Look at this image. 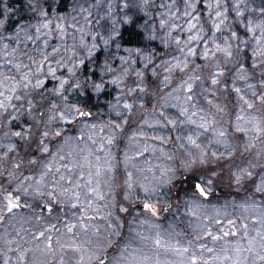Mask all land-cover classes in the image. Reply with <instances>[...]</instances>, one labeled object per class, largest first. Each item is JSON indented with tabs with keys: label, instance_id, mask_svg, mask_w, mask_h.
Segmentation results:
<instances>
[{
	"label": "snow or ice",
	"instance_id": "6c2138e0",
	"mask_svg": "<svg viewBox=\"0 0 264 264\" xmlns=\"http://www.w3.org/2000/svg\"><path fill=\"white\" fill-rule=\"evenodd\" d=\"M198 2L199 0L161 2L159 8L164 11L155 13L158 21L153 23L149 39L155 40L162 33L159 39L165 51L158 53L155 49L146 52L139 47L125 48L127 55L118 57L119 67H113L112 61L117 57L108 51L112 44H115L117 50L120 49V44L117 43L116 25L118 21L111 16V10L107 14L111 25L106 27L101 20L93 23L90 19L92 16L90 9L93 5L85 7L84 4L77 2L73 6V11L76 12L77 8L79 9L77 15L82 16L83 23H80L76 16L56 17L57 40L64 42L50 44L49 40L53 33L52 20L48 18V13L41 0H30L28 5L30 11L40 17L37 23L17 24L15 29L7 35L4 32L8 31L6 25L13 9L9 7L3 9V18L0 19V129L8 128L9 121L15 122L23 116H27L32 123L27 128L21 127L20 131H13L9 128L8 132L4 133V139L9 142L0 144V168L3 169L0 171V177H3L5 172L7 173V180L0 181V195L3 197L0 201V221L12 216L16 209L31 207L29 204H21L22 197L17 194L21 191L25 196L40 198L46 196L48 201L44 207L49 213L53 211V203H62V198L74 199L73 208L81 203L79 191H72L62 186L61 182L65 180V175L61 172V168L70 174L74 168L79 167L81 171L77 181H80L84 179L85 164L69 160L68 164H60L53 172V162L57 160V157L63 161L73 155L70 152L66 157L59 153L64 145L72 141H83L85 129L90 132L87 140L91 142V146L86 149L87 156H84L89 167L88 178L83 185L77 182L75 188L87 189L85 196L87 204L89 206L93 204L92 200L87 199L88 195L105 200L110 194L112 207L118 208L120 213H127L128 208L118 202L120 192H123L124 200L135 197L141 201L146 212H151L153 216L157 215V205L161 203L162 195H167L162 192V189L174 186L173 181L176 179L177 168L157 166L159 175H156V169L150 166L147 172L152 174L151 178L143 175L139 181L135 180L134 174L126 168V178L121 185L117 181L113 166L107 160H102L101 156L95 155L94 173L91 171L93 165L89 160L95 152H106L109 156L111 155L106 145H112L115 142L117 132L123 131L124 125L128 123L133 113L135 104L127 97L137 91L141 94L146 93L148 86L144 77L149 68H151L152 77L158 80L159 87L153 93L156 99L150 110L143 102L139 104V110L143 113L139 123L164 129L172 126L171 130L177 132L176 141L180 142L179 147L183 149L179 168L187 173L185 180L191 178V193L189 194L187 189L184 191L186 195L191 196L196 208L202 206L197 201L208 196L216 182L222 179L225 169H227L230 181L235 185L242 186L245 181H252L254 193L264 194V7L257 10L261 16L259 20L249 18L245 23L241 19L244 14L240 7L241 0H233L231 5H228L226 0H204V6L207 9V21H205L200 15ZM149 6L155 7L152 0H140L142 10ZM128 7L129 4L125 2L124 8ZM229 11L235 12L236 19L243 25L246 33L252 35L243 38L231 24L227 23ZM145 15L149 13L146 11ZM128 19L129 17L125 16L124 22L127 23ZM207 22H210V28L206 27ZM68 28L73 31L69 32ZM31 29H34V32ZM257 31L259 35L255 34ZM67 37L71 38V44L66 42ZM101 44L107 55L103 63L98 65L99 80L90 77L82 80L78 75L81 66L86 61L95 65V54ZM249 53L250 65L248 64ZM197 58L204 63H196ZM157 59L159 63H156ZM138 62L143 63V69L134 68ZM61 69L65 72L57 75ZM256 73H259V88L255 83L250 82L257 80ZM131 74L138 78V82L134 86H127L125 81ZM229 74L232 82L231 91H228L226 82ZM105 77L109 79L105 81ZM48 78L56 81L51 89H48L45 84ZM205 79L210 82L211 87L202 88V92L205 93L206 103L215 109L213 113H205L204 108L198 107L196 102V85L198 82L203 85ZM177 80L178 83H176ZM237 82H240L242 86H238ZM107 84L114 85L118 89L114 101L108 102V108L120 119H109L106 123L99 124L90 123L89 121L95 120L93 112L91 109L82 107L79 102H70L71 94L80 93L82 95L89 88L99 94ZM173 84L175 86H172ZM169 87H171L170 91H164ZM45 93L57 98L48 103L47 107L44 104L48 100ZM218 93L225 101H230L234 94L236 100L234 121L229 120L228 123L236 133L243 134L245 138L243 143L230 139V133L228 128L224 127V122L216 119V114H226L227 108L226 103L216 100ZM37 97L40 98V102H37ZM168 108L177 109L178 115L169 114L166 111ZM125 112H128L129 116H125ZM254 112L259 114L254 115ZM78 124L82 125L79 129V136L65 135V126L70 130ZM185 125L194 126L188 130L187 135L183 134L185 129L180 127ZM105 130L108 132L106 136L104 135ZM208 133L211 135H206ZM141 136H145L143 131H133L127 136L128 147L134 155L129 156L127 151L125 152L126 165L129 161L142 158L150 147L155 151V147L146 142L141 148V142L138 139ZM11 137L34 142L37 152L41 154L26 162L29 165V171H32L33 167L38 164L42 165L40 178L35 181V184L28 183V186H25L27 182L33 181V175H24L23 179L16 176L25 161L10 155L17 147L11 142ZM50 137L60 141V147L55 152L50 150L49 143L46 142ZM61 137H63L62 141ZM151 139L160 141L161 144L168 142V137L164 135H155ZM213 145L216 147L209 155V149ZM257 145H259L258 148ZM221 148L223 151L220 150ZM253 149H256L253 153L254 158L248 159L244 164L234 163L237 152L243 155V153L252 152ZM80 151L83 153L85 149ZM160 152L161 155L166 156L167 160H173V156L167 155L163 147L160 148ZM47 155H50L51 159L45 162ZM209 164H214L215 167H209ZM105 166L113 172L107 182L108 194H103L100 190V177ZM257 169L260 170L258 182L254 181ZM140 171L143 173L145 170ZM49 175L53 176V182L46 187L45 178ZM56 175H59V180L55 179ZM93 177H95L96 187L91 186ZM67 182L69 185L72 184L71 176ZM5 183L7 187L3 186ZM49 187L51 190H48ZM240 206L246 210L249 207L259 208L258 219L264 224V207L255 205L254 202L251 205L245 202ZM164 210L167 211L168 207ZM108 215L111 216L112 213L109 212ZM217 215H220L219 210ZM41 216H43V211ZM36 219L39 220L40 217ZM88 219H95V217H88ZM215 222L221 223L220 220ZM227 223L234 228V220L229 219ZM81 226L84 227V225ZM51 227L56 230L54 225ZM108 227L112 228L113 225L109 224ZM244 227L246 229L247 225L245 224ZM74 228L75 224L67 225L68 232H72ZM221 231L222 236H212L210 231H205L203 234L212 236L213 240L238 234V230L224 231L221 229ZM245 235L247 247L237 244L232 254H228L229 249L225 248L223 255L214 256L212 259L219 260L222 264H264V231H258L255 237H247V233ZM44 236L45 232L41 231L34 239ZM199 238L197 236V239ZM48 240V248H51V238L48 237ZM12 243L13 240H5L8 252L14 251L11 248ZM154 244L155 251L148 253L125 255L121 252L120 258L115 260L114 264H161L158 259L159 249L168 246L158 238ZM200 247L205 246L201 244ZM26 251H19L15 264H24ZM177 251L187 253L188 249L179 248ZM213 251L211 248L208 249L209 253ZM3 264H13V260L7 256V253H5ZM99 264H105V260H99ZM190 264H198L195 254L192 255Z\"/></svg>",
	"mask_w": 264,
	"mask_h": 264
},
{
	"label": "rangeland",
	"instance_id": "374dc122",
	"mask_svg": "<svg viewBox=\"0 0 264 264\" xmlns=\"http://www.w3.org/2000/svg\"><path fill=\"white\" fill-rule=\"evenodd\" d=\"M54 1L55 0H47L48 4L51 2V4L48 5L49 10L51 11L47 13L48 18L52 20L51 28L53 29L52 37L49 40L50 44L64 42L57 40V32L55 31V25L57 23L56 17L76 16L77 20L80 23H83L82 16L77 15L79 9L77 8L76 12L73 11L74 4L78 2L84 4L85 7H88L90 4L93 5L90 9L92 12L90 19L93 20V23H95L96 20H101V23L105 24L106 27L110 26L111 20L108 19L107 14L111 10V16L118 21L116 28H119L120 24L124 22V17L127 16L129 17L128 21L136 22L142 29L145 43L155 41L158 47L163 48L159 39V35H162V33H160L155 40L149 39V35L152 31L153 23L158 21V17L155 16V13L157 11H164V9L159 8L160 3L168 2V0H152L155 7L149 6L144 10L140 8V0H69L68 8L62 15H56L54 12ZM125 2L129 4L128 8H124ZM226 3L231 5L233 0H226ZM240 7L244 12L242 16L243 18L241 17L243 21L247 22L249 18L259 20L261 16L257 10L264 7V0H241ZM198 8L200 12H202L200 15L204 17L205 21H207V9L204 6V0H199ZM146 11L149 15H145ZM228 14L230 15L228 22L232 27L233 25L240 23L236 19L235 12L229 11ZM39 19L40 17L34 14L31 24H36ZM207 24L210 28V22H207ZM31 31L34 32V29H31ZM68 31L71 32L73 30L68 28ZM43 38L44 37H42V39ZM66 42L71 44V38L67 37ZM101 47L104 46L101 44L98 49ZM164 51L165 49L163 48V52ZM220 59L222 61V57H220ZM197 63L203 64L204 62L197 59ZM89 64L91 67H98L99 65L96 61L95 65L91 62H89ZM143 67V63L139 62L134 65V68L143 69ZM130 76L134 78L135 83L138 82V78L134 74H131ZM144 80L145 82L149 80L150 82H153L151 83L153 84L151 85V88L149 90L147 88V91L144 94L137 91L132 96H129V99H131V101H129L135 104L133 113L130 115L131 118H129V120L131 119L130 122L133 123V126L128 130L129 133L126 134L123 139L121 138L120 141L119 136L121 132H117V143L114 142L112 145H106L107 151L111 154L110 156L106 152H95L94 155L89 157V160L93 165L91 168L93 173L95 172V155L101 156L102 160H107L108 163L113 166L117 181L121 185L126 178V168L127 171H131L134 174V179L137 181H139L143 175H148L149 178H151L152 174L147 172V168L150 166L156 169V175H159L157 166L177 168L178 171L176 178L180 174H187L183 169L179 168L183 149L179 147L180 142L176 141L177 132L171 130L172 126L164 129L159 128L158 126L148 127L147 125H141L139 123V120L143 116L142 110H139V104L143 102L150 110L152 103H154L156 99L153 93L156 91V87L159 84L158 80L152 77L151 68L146 72ZM205 82L207 84L206 88ZM237 84L240 86L239 82H237ZM228 85V91H231L232 82ZM210 87V82L207 79H205L203 85H200L198 82L196 85L197 96L206 101L205 93L202 92V88L208 89ZM208 95L210 97V93H208ZM197 96L196 101L198 100ZM217 96L223 97L219 93ZM232 99L233 101L235 100L234 94L232 95ZM225 103L227 104V112L230 109L229 105L231 103L230 101H225ZM235 104L236 100L232 103L231 107L235 108ZM166 111L169 114L178 115L177 109L168 108ZM124 114L129 116L128 112H125ZM112 119L119 120V118ZM92 122L97 124L106 123L101 119L90 121V123ZM81 126L82 125H79V128L76 129L77 131L75 130L74 133L79 132ZM181 127L186 128L183 133L184 135H187L188 130L193 128L186 125ZM97 131H99V129H97ZM133 131H143L145 133V136L138 137L141 142V148L143 147V143L146 142L149 145L154 146L155 151L150 147L148 152H146L142 158H136L133 161H129L126 165L125 152L127 151L129 156L134 155L133 151L129 149L127 141V136L131 135ZM75 134L65 135L76 136ZM89 134V130L85 129L83 141H72L63 146L59 155L68 157V154L71 152L73 153L71 157L63 161H60L57 157V160L53 162V166L60 165L61 163L68 164L69 160L79 161V163L85 164L84 179L77 181L81 169L76 167L70 174L64 170L63 173L65 175V180L61 182L63 187L72 188V191L80 192L81 203L78 204L76 208H73L72 204L75 203L74 199L62 198L63 202L61 204L63 205L60 208V216H62L63 219L56 217L55 214L58 212L57 209H53L52 212L54 215H50L49 217H42L40 213L26 215L27 213L25 214L15 210V213L12 216L6 217L5 223L0 227V264H3L4 262L5 253H7V256L11 258L13 264H15V258L21 250H27L25 252L24 264H99V260H105V264H114V261L120 258L121 252H124L125 255H127L155 251L154 241L157 238L160 239L163 244L168 246L167 248L162 247L159 249L160 254L158 259L161 264H190L193 254L197 256L198 264H222L219 260L214 261L212 257L223 255V249L225 248L229 249L228 254H232V250L237 244L247 247L246 233L247 237H255L257 236L258 231H264V224L260 223L258 219L260 209L249 207L246 210L240 206L245 202L249 205L254 202L255 205L264 207V194L254 193L252 181H245L242 186H237L232 183L229 179L227 169L222 173V179L216 182L208 196L206 198H200V200L197 201V203L202 205L200 208H196L195 203L192 202L191 196L186 195L184 190L187 188L185 185L180 187L181 190H179V194L176 193L179 189V186L175 184L176 179L173 181L174 186H168L162 189V192L167 193V195H162L161 203L157 205L156 216H153L151 212H146L142 207L141 201L135 197L130 200H124L123 192H120L118 202L123 203L124 207L128 208L127 213H120L118 208L112 207L110 194L105 200H99L94 196L88 195L87 199L93 201V204L89 206L85 200L87 189L84 187H81L80 189L75 188L77 182L83 185L88 178L87 173L89 167L84 160V156H87V147H89V145L91 146V142L87 140ZM107 134L108 132L105 130L104 135L106 136ZM155 135L167 136L168 142L166 144H161L160 141L152 140L151 137ZM206 135L210 136L211 134L208 133ZM240 135L236 134L233 136V134L230 133V139L237 143H243L245 138L243 134L241 137ZM62 139L63 137L61 138V141ZM53 141L55 140L53 139L52 142ZM8 142L9 141L5 142V144ZM46 142L49 143L48 141ZM51 144L52 143H49V147L52 152H55L57 148L60 147V141L56 140L54 143L55 146H51ZM161 147L165 149L167 155L173 156V160L169 161L166 159V156L161 155ZM215 147L216 146L213 145L212 148L209 149V155ZM258 147L259 145H257V148ZM81 149H85V151L81 153ZM220 150L223 151L222 148ZM255 150L256 149H253L252 152L243 153V155H241L240 152H237L235 154L234 163H246L248 159L254 158L253 153ZM35 151L37 152V149ZM193 151H195V149H193ZM48 159H51L50 155L46 156L45 162H47ZM27 160H25L24 165L27 164ZM209 167H215V165L209 164ZM27 168L28 170L20 171V174L16 173V176L21 179L26 172H30L29 166ZM141 169H144L145 171L142 173L140 171ZM41 170L42 165L38 166L34 171L39 172ZM34 171L33 173H35ZM256 172L257 176L254 178V181L258 182L260 178V170L257 169ZM112 175L113 172H110L108 167L105 166L103 174L100 177V190L103 194L109 193L107 182ZM51 176L52 175H49L45 178L46 187ZM69 176H71L72 179L71 185L67 182ZM56 180H59V176H57ZM33 184H35V182ZM4 185L7 184L5 183ZM91 186L96 187L95 177H93V184ZM191 191L192 189H187L189 194ZM142 195L143 194L141 193V196ZM23 198L27 204L33 203L34 201V196L24 195ZM38 200L46 203L45 198L41 199L38 197ZM58 204L59 203H54L53 208ZM225 205H227L226 208ZM165 207H168L167 211L164 210ZM218 210L220 215H217ZM88 212H90V217H95V219L89 220L83 217ZM109 212L112 213L111 216L108 215ZM225 213H227V215H225ZM35 215H38L40 219H36ZM229 219L235 221L234 228L233 226L228 225L227 221ZM216 220H220L221 223L217 224L215 222ZM69 224H75V228L72 232H68L67 230V225ZM109 224H112L113 227L109 228ZM245 224L247 225L246 229L244 227ZM52 225L55 226V229L57 227L58 229L51 230ZM81 225H84V227ZM120 225H122V227ZM24 227L27 228V230H24ZM221 229L224 231L238 230V234L235 236L229 235L223 239L213 240L212 236L223 235ZM50 230L51 233L49 232ZM41 231L45 232V236L39 239H34V237L38 236V233ZM205 231H210L212 236H205L203 234ZM47 232H49L50 235H48ZM17 233L19 235H17ZM197 236L200 238L197 239ZM48 237L51 238V248H48ZM5 240H13L11 248L14 251H7L8 245L5 244ZM201 244L205 247L201 248ZM179 248H187L188 252L180 253L177 251ZM209 248L214 251L209 253ZM82 257L83 259H81Z\"/></svg>",
	"mask_w": 264,
	"mask_h": 264
},
{
	"label": "trees",
	"instance_id": "16d2710c",
	"mask_svg": "<svg viewBox=\"0 0 264 264\" xmlns=\"http://www.w3.org/2000/svg\"><path fill=\"white\" fill-rule=\"evenodd\" d=\"M41 3L43 4L46 12L51 11V10H49V7H48V5L51 4V2L48 4L47 0H41ZM29 4H30V0H0V19L3 18L2 12H3V9L5 7H9V8L13 9V11H12V13H10L9 19L7 21L6 26L8 28V31L4 32L5 35H7L9 32H11L13 29H15L17 24H26V25L31 24V22L33 20L34 13H32L30 11V9L28 7ZM68 5H69V0H55L54 5H53L54 12L56 13V15H62L63 13L66 12ZM200 14H202V12H200ZM228 16L230 18L229 14H228ZM228 21H229V19H228ZM244 22L246 23V21H244ZM207 26H208V24L206 23V27ZM208 28H209V26H208ZM233 29L236 30L240 34V36L243 38H247V36L252 35V34L246 33L245 28L240 23L233 25ZM117 32H118L117 43L120 44V49L117 50L115 44L110 45V47L108 49V51H111L117 57L116 59H114L112 61L113 67H119L120 66V61L118 59L119 56L127 55V53L124 51L125 48H137V47H139V48L144 49L146 52L152 51L153 49H155L158 53H163V48L158 47V45H156L155 41H149L148 43L144 42L143 31L138 26V24L134 21H128L127 23H125V22L121 23L119 28H117ZM255 34L259 35V32L257 31ZM106 55H107V53L104 51V47H101L100 49H98L96 54H95L96 63L102 64ZM197 59H199V58H197ZM197 59H196V63H197ZM156 63H159V59L156 60ZM250 63H251V59H250V53H249L248 64L250 65ZM229 67H231V66L229 65ZM64 72H65L64 69H62L57 73V75H61ZM78 75L80 76V78L82 80L85 79V77H90L91 79L99 80L100 70L98 67H94V66L91 67L89 62L86 61V63L81 66V70L78 73ZM256 76H257V80L250 81V82L255 83L257 88H259V83H258L259 73H256ZM108 79H109V77H105V81H107ZM226 82H227V84H229L231 82L230 74H229ZM55 83H56V81L52 80L51 78H48L45 81V84L47 85L48 89H51L52 87H54ZM145 83L148 86L147 87L148 90L151 88V85H153V84H151L153 82H150V80L145 82ZM176 83H178V80L176 81ZM125 84L127 86H134V84H135L134 78L129 76L128 78H126ZM239 84H240V86H242V84L240 82H239ZM158 86H159V84H158ZM172 86H175V85L173 84ZM206 86H207V84L205 82V88H206ZM157 87H156V89H157ZM170 88L171 87H169V89H165L164 91L170 90ZM117 92H118V89L114 85L107 84L105 89L99 94L94 93L90 88L86 89L82 95L80 93L71 94L70 102H72V103L79 102L80 105L82 107H84L85 109H91V111L93 112V114L95 116V119H101L102 121L107 122L110 118L111 119L112 118H118V117H116V115L113 112H110V110L108 108V102L114 101L115 96L117 95ZM45 95L48 96V100L44 102L45 107H47L48 103H51L52 101L57 99L56 97L50 95L49 93H45ZM127 98L129 99V97H127ZM197 98H198V100L196 101L197 106L204 108L205 113L215 112L214 109L211 108V106H209L206 103V101H204L201 97L197 96ZM234 98H235V96H234ZM36 99H37V102H40L39 97H37ZM129 100L131 101V99H129ZM216 100L218 102H224L225 103L224 98L221 96L220 97L217 96ZM233 102H235V100L233 101V99L231 98V100H230L231 104L229 105L230 109L226 112V114H216V119L223 121L224 127L228 128L229 133H232L233 136H235L236 134L237 135L241 134L240 135V137H241L242 133H236L234 131V128L228 123L229 120L233 121L234 116H235L236 109L231 107ZM253 114L258 115L259 113L254 112ZM124 115L126 116V114H124ZM130 118H131V116H130ZM130 120L128 121V123L126 125H124L123 131H120L121 132L120 136H119L120 141H121V138L123 139L125 137V135L129 133L128 130L133 126V123L130 122ZM31 123H32V121L29 120V118L27 116H23L15 122L9 121L8 122V125H9L8 128L0 129V144H5V142L8 141V140L6 141V139H4V133L8 132L9 128H11L13 131H20L21 127L27 128L29 126V124H31ZM186 126L194 127L193 125H186ZM65 128H66L65 134H75L76 132L74 133V131L79 128V125H74L70 130L67 129V126H65ZM184 129L186 130V128H184ZM33 131H35V129H33ZM75 135L79 136L80 133L77 132ZM53 139L54 138H51V137L48 139V142L52 143L51 146H53V145L55 146L54 143L56 140L54 139L55 141L52 142ZM234 139H236V138H234ZM11 142L13 144H15L17 147H16V150L14 152H12L10 155L16 157L18 160L23 159L25 161L27 159H31V158H34L36 156L41 155L35 151L36 145L34 142H31L30 140H22V139L17 138V137H11ZM115 142L117 143V139L115 140ZM53 149H54V147H53ZM61 164H63V163H61ZM28 166L29 165H27V164L24 165V167H22L21 171L22 170H28V168H27ZM36 166L38 167L40 165L38 164ZM36 166H34L35 168L33 167L32 171L26 172L24 174V175H33L34 176L33 181L27 182L25 186H28V183L33 184L36 180L39 179L38 175H39L40 171L39 172L34 171L37 168ZM58 166L59 165L53 166V172H55V168ZM0 171H3V169L0 168ZM33 171L35 173H33ZM63 171H64V169L61 168L62 173H63ZM17 173L20 174V172H17ZM185 175H187V174H180L176 178L175 184L177 186H179V189L176 191L177 194H179V190H181L180 187L182 185H185L187 189L191 190V187H190L191 178L189 177L188 180H185ZM57 176H59V175H56L55 179L57 178ZM21 179H23V177H21ZM6 180H7V173L5 172L4 176L0 177V181H6ZM52 182H53V176H51L50 181H49L47 186L51 185ZM3 186L7 187V185H3ZM13 187H15V184L13 185ZM48 190H51V188L49 187ZM17 194L21 195V197H22L21 204L22 205L27 204V202L23 198L24 197L23 192L21 191ZM44 198L46 199V202H47L48 198L46 196ZM2 199H3V197H2V195H0V201H2ZM41 199H43V198H41ZM28 204L31 205V207H27V208L21 207L20 209H16V211L22 212L25 214L27 213L26 215H34L35 213L41 214V212L43 211L42 217H47V216L49 217L50 215L51 216L54 215L53 212H51V213L48 212L47 208L44 207L45 202H41L40 200H38V197H34L33 203H28ZM62 205L63 204L59 203L58 205H55L56 207L53 208V209L58 210V212L55 214L56 217H60L61 219H63L62 216H60V211H61L60 208L62 207ZM53 206L54 205H52V207ZM87 215H89V216H87ZM35 217H39V216L35 215ZM83 217L88 219V217H90V212L86 213ZM3 223H5V220L0 221V227L3 225ZM57 229H58V227L56 228V230ZM24 230H27V228L24 227ZM51 230H53L52 227H51ZM51 230L49 231L50 233H51ZM49 232H47L48 235H50Z\"/></svg>",
	"mask_w": 264,
	"mask_h": 264
}]
</instances>
